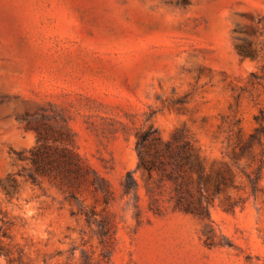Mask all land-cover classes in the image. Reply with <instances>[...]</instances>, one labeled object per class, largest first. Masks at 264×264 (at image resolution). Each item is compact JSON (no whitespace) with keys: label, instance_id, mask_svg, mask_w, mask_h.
<instances>
[{"label":"rangeland","instance_id":"374dc122","mask_svg":"<svg viewBox=\"0 0 264 264\" xmlns=\"http://www.w3.org/2000/svg\"><path fill=\"white\" fill-rule=\"evenodd\" d=\"M0 264H264V0H0Z\"/></svg>","mask_w":264,"mask_h":264},{"label":"trees","instance_id":"16d2710c","mask_svg":"<svg viewBox=\"0 0 264 264\" xmlns=\"http://www.w3.org/2000/svg\"><path fill=\"white\" fill-rule=\"evenodd\" d=\"M136 149L139 155L137 169L148 172L158 170L161 177L168 179L175 184L177 202L186 210H197L200 213L211 217L209 204L203 201L204 189H201L199 203H193L185 197L188 190L184 187V166L187 170L195 171L198 174V181H204V167L199 161L196 152L195 141L190 138L185 140V130L178 129L171 139L164 140L159 129L150 124L148 128L142 130L137 135ZM137 180L133 171H129L124 180L125 192L137 189ZM185 200V201H184Z\"/></svg>","mask_w":264,"mask_h":264}]
</instances>
